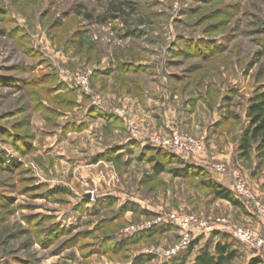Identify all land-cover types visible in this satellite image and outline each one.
<instances>
[{"label":"rangeland","instance_id":"rangeland-1","mask_svg":"<svg viewBox=\"0 0 264 264\" xmlns=\"http://www.w3.org/2000/svg\"><path fill=\"white\" fill-rule=\"evenodd\" d=\"M263 84L264 0H0V264H195L230 235L174 254L167 214L253 228L198 163L209 151L264 203V161L234 149ZM174 132L204 151L149 144Z\"/></svg>","mask_w":264,"mask_h":264},{"label":"built area","instance_id":"built-area-1","mask_svg":"<svg viewBox=\"0 0 264 264\" xmlns=\"http://www.w3.org/2000/svg\"><path fill=\"white\" fill-rule=\"evenodd\" d=\"M78 80L82 86L87 88L88 78L86 76H79ZM149 144L155 147H162L183 157L191 156L196 158L204 151L203 140H195L182 132H174L170 139H151ZM212 170L220 174H230L233 178V191L236 198L251 206L256 216L264 224V203L253 193L241 173L238 170H231L223 164L214 165ZM160 221L175 225L181 233L180 243L173 249L175 250L174 254L186 248L193 242V239L199 236L225 229L226 233L242 247L264 259V234L253 228L236 225L227 218L207 220L194 217L185 218L175 213H169Z\"/></svg>","mask_w":264,"mask_h":264},{"label":"trees","instance_id":"trees-1","mask_svg":"<svg viewBox=\"0 0 264 264\" xmlns=\"http://www.w3.org/2000/svg\"><path fill=\"white\" fill-rule=\"evenodd\" d=\"M90 17V16H88ZM262 55V54H261ZM246 118L249 121L248 126L244 130L241 139L239 141V155L242 159H249L254 152L259 160L264 161V84L257 88L254 94L248 100V106L246 109ZM173 155V154H172ZM167 154L165 157L171 158L176 162H181V158H177ZM180 164H183L182 162ZM189 170H197L196 166H188ZM162 168L158 169V172H162ZM198 173L204 175L207 179L204 181L206 187H208L217 199L229 201L235 206H245L238 201L233 190L227 189L219 185L208 172L198 170ZM177 177H184L186 174L180 170L173 172ZM165 226V225H164ZM170 226V225H168ZM173 228V227H172ZM157 230L147 234H153ZM224 243H218L215 247V252L210 253L205 251L200 255L195 264H235L236 260L242 257L243 253L240 250L239 244L236 240L229 236H224ZM237 243V244H236ZM150 257H142L135 261L134 264H147L151 262ZM174 264H186L184 261H178ZM248 264H264L262 257L253 258Z\"/></svg>","mask_w":264,"mask_h":264},{"label":"crops","instance_id":"crops-1","mask_svg":"<svg viewBox=\"0 0 264 264\" xmlns=\"http://www.w3.org/2000/svg\"><path fill=\"white\" fill-rule=\"evenodd\" d=\"M160 109H158V108H149L147 111L150 113V111H159ZM162 112V111H161ZM166 113V111H163V113ZM246 115V114H245ZM166 118H167V120L168 121H166V124H168L169 123V125L170 126H168V128H170V129H173L174 128V125H178V124H176V122L174 121L173 122V120L172 119H170L169 118V116L168 115H166ZM246 120H247V118H246ZM248 124H249V121L247 120V125H246V127L248 126ZM246 127H245V129H246ZM212 147H216L217 148V146H215V145H213ZM234 149L236 150V151H239V142L238 143H235V145H234ZM208 152V153H207ZM206 152V155H204V157H203V159L201 160V162H199L198 163V165H201V167H204L205 169H207V171H208V173L211 175V177L219 184V185H221V186H223V187H225V188H227V189H230V190H233V180H232V178L230 177V176H226V175H223V174H220V173H218V172H216V171H214V170H212L210 167H209V164H210V162H212L211 160L212 159H214L215 157H217V156H215L214 158H210L211 156L209 155V151H207ZM226 153H228V150H227V152ZM239 154V153H238ZM219 157V156H218ZM223 159V158H225V160L224 161H226L225 163H227V162H229V163H231V164H233V165H236L235 164V162H232V156L228 153V154H226L225 156H220V159ZM232 159V160H231ZM185 160H186V158H185ZM219 161H221L222 162V160H219ZM223 161V162H224ZM234 161V160H233ZM251 181V180H250ZM251 184L253 185V184H255V186L257 187V184H256V182L255 183H253V182H251ZM256 190V189H255ZM257 192H258V190H256ZM259 193V192H258ZM257 194V193H256ZM258 195V194H257ZM259 197V196H258ZM246 215L248 216L247 218L246 217H244V218H239L242 222H246V223H248L251 227H253L254 229H256V230H259V231H262L263 233H264V224L259 220V218L258 217H256V215H251V216H249L248 215V213H246ZM248 252H247V254H246V256H247V263L246 264H248L253 258H256V257H258V255L257 254H255V253H253V252H251V251H249V250H247Z\"/></svg>","mask_w":264,"mask_h":264}]
</instances>
